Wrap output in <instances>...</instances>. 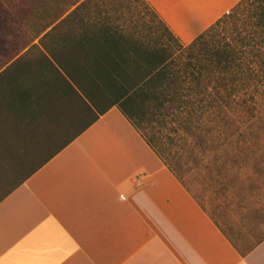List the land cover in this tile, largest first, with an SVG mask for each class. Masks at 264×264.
Returning a JSON list of instances; mask_svg holds the SVG:
<instances>
[{"label": "trees", "instance_id": "1", "mask_svg": "<svg viewBox=\"0 0 264 264\" xmlns=\"http://www.w3.org/2000/svg\"><path fill=\"white\" fill-rule=\"evenodd\" d=\"M39 37L43 71L22 87L18 70L0 73V163L16 175L0 202L112 107L205 212L191 188L224 199L264 168V0H239L188 44L145 0H73ZM63 115L86 120L28 139Z\"/></svg>", "mask_w": 264, "mask_h": 264}, {"label": "crops", "instance_id": "2", "mask_svg": "<svg viewBox=\"0 0 264 264\" xmlns=\"http://www.w3.org/2000/svg\"><path fill=\"white\" fill-rule=\"evenodd\" d=\"M224 1L177 4L200 14ZM220 16L186 19L189 42ZM46 43L32 39L0 73L18 70L22 87L51 60ZM63 116L28 139L62 140L53 126L86 120ZM0 264H264V238L240 251L112 107L0 202Z\"/></svg>", "mask_w": 264, "mask_h": 264}, {"label": "rangeland", "instance_id": "3", "mask_svg": "<svg viewBox=\"0 0 264 264\" xmlns=\"http://www.w3.org/2000/svg\"><path fill=\"white\" fill-rule=\"evenodd\" d=\"M72 1L0 0V69L22 52V48L45 25L69 8ZM233 1L235 0H226L219 6L216 5L213 11L200 14H192L187 5L179 6L177 3L181 0H149V4L181 42L187 44L192 38V31L186 29V19L200 17L206 23L211 22ZM251 157L249 163L258 165L256 160L259 157ZM37 162L39 160L35 159L32 166ZM11 167L8 162L0 163V189L9 188L15 181L13 178L16 175L12 174ZM261 167L250 168L245 174L241 173L239 180L227 187L224 199L214 201L202 195L196 187L191 188V193L197 197L210 218L242 252L264 238V168ZM25 170L26 168L21 169L20 173ZM244 178L247 180L244 181Z\"/></svg>", "mask_w": 264, "mask_h": 264}]
</instances>
